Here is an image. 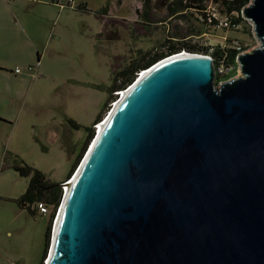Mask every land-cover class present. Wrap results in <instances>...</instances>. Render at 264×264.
<instances>
[{"label":"water","instance_id":"obj_1","mask_svg":"<svg viewBox=\"0 0 264 264\" xmlns=\"http://www.w3.org/2000/svg\"><path fill=\"white\" fill-rule=\"evenodd\" d=\"M242 15L260 44L237 55L240 75L215 84L211 57L181 50L123 90L45 264H264V0Z\"/></svg>","mask_w":264,"mask_h":264},{"label":"rangeland","instance_id":"obj_2","mask_svg":"<svg viewBox=\"0 0 264 264\" xmlns=\"http://www.w3.org/2000/svg\"><path fill=\"white\" fill-rule=\"evenodd\" d=\"M67 1L0 0V67L20 69L16 78L0 72V264H45L58 209L31 215L20 208L29 177L15 168L41 171L47 182L62 184L63 195L86 130L94 136L95 117L101 120L114 101L107 97L113 74L170 42L220 48L237 42L244 52L260 44L248 22L232 29L213 27L193 11L170 16L171 0ZM221 9L210 4L219 16Z\"/></svg>","mask_w":264,"mask_h":264},{"label":"trees","instance_id":"obj_3","mask_svg":"<svg viewBox=\"0 0 264 264\" xmlns=\"http://www.w3.org/2000/svg\"><path fill=\"white\" fill-rule=\"evenodd\" d=\"M208 0H171L166 5L167 13L170 16L173 15H184L188 11H193L198 16V19L205 20V8L206 2ZM214 2H218L220 7L223 10L222 12L232 18V21L237 22L240 20L239 11L242 7H244L248 0H213ZM143 3H149V0H143ZM81 10L86 11L84 6H79ZM233 13H238V17L233 16ZM181 50H186L191 53H198L202 55L210 56L212 59L213 66L216 67L219 63H223L224 65H228L232 67V70L225 76H216L220 77L221 81L228 80L235 75L236 70V58L240 53L237 49L234 48H220L218 46L214 47H200L195 44H189L187 42L174 43L170 42L162 45L161 51H146L139 55L137 58L132 59L129 63L124 65L118 72L113 74L111 79V85L109 86V90L107 92L108 98L116 99L117 94H112L113 92L121 91L127 88L137 77L138 73L153 64L154 62L172 55ZM243 50V49H242ZM38 62V60L36 61ZM107 109V108H106ZM102 115H97L95 117V121H100ZM88 132L86 137V142L82 148L81 153L77 156L75 163L67 173V178H69L80 159L82 152L84 151L88 142L92 139L93 129L88 128L86 130ZM15 170L21 175L25 177H29V181L27 187L20 198L17 200V204L20 208L25 209L31 215L35 214V211L30 208V204L34 202L41 201L46 205L52 207V215L53 212L58 208L59 201H61L62 191L59 185L56 183H49L45 179L43 173L33 167L23 165L20 167H16ZM51 215V217H52ZM49 224L45 229V241L43 248L44 257L46 253V247L49 239ZM41 264V263H40Z\"/></svg>","mask_w":264,"mask_h":264},{"label":"built area","instance_id":"obj_4","mask_svg":"<svg viewBox=\"0 0 264 264\" xmlns=\"http://www.w3.org/2000/svg\"><path fill=\"white\" fill-rule=\"evenodd\" d=\"M252 0H248L247 4L251 3ZM68 2H72V0H68L66 2V4ZM207 2H209L208 4H206V8H205V21L211 25V26H217V27H222V28H232V29H239L242 25V23H249L251 29L253 30V24L251 23L250 20L246 19L245 17H243L242 15V9L243 7L240 9L239 11V16H240V20L237 22L232 21V18L226 14H224L223 16H219L217 13L210 11V4H214L216 5V3L218 2H214L213 0H208ZM206 2V3H207ZM245 5V6H246ZM244 6V7H245ZM233 16L238 17V13H233ZM200 20H203L200 18ZM234 49H237L238 51L243 52L241 50V45L238 44L237 42H234ZM30 69V67H28ZM232 70L231 66H225L223 63H219L218 65H216V67H214V74L215 77L216 76H225L229 71ZM14 73H19L20 69L19 68H15V70L13 71ZM140 74V72L138 73V75ZM225 81V80H224ZM223 81H219V83H221ZM122 91H120L121 93ZM117 93V92H116ZM114 104V102L112 103V105ZM98 124H96L95 126H97ZM64 190V187H63ZM64 194V191H63ZM30 208L32 210H34L35 212H37L40 215H44V214H48L49 213V207L48 205H46L45 203L38 201V202H34L32 204H30Z\"/></svg>","mask_w":264,"mask_h":264},{"label":"bare ground","instance_id":"obj_5","mask_svg":"<svg viewBox=\"0 0 264 264\" xmlns=\"http://www.w3.org/2000/svg\"><path fill=\"white\" fill-rule=\"evenodd\" d=\"M186 52H188V51H185V50H184L183 55H184ZM129 89H131V88H129ZM129 89L126 90V91H123L124 89L121 90V91H123V92L119 93L118 96H117V98L113 101L114 104L111 105L112 109H114L115 107L118 106V104L123 100V98L129 93ZM106 115H107V114H105V116H104L103 118H105ZM103 118H102L99 122H97L98 125L95 126V131H96L97 135H99V134L101 133V131L103 130V128H104V126H105V124H106V122H107V118H106L105 120H103ZM88 154H89V152H88ZM88 154H87V155H88ZM69 178H70V177H69ZM69 178H68V180H69ZM74 179H75V177L72 178V179L69 180V181L67 180L68 182H65V183H64V185H63V186H64V190H63V191H64V197H65L66 194L68 193L69 188H70L71 184L73 183Z\"/></svg>","mask_w":264,"mask_h":264},{"label":"crops","instance_id":"obj_6","mask_svg":"<svg viewBox=\"0 0 264 264\" xmlns=\"http://www.w3.org/2000/svg\"><path fill=\"white\" fill-rule=\"evenodd\" d=\"M15 68H17V67H15ZM8 69L11 70V68H8ZM0 72H2L3 74H6L7 76L13 75V77L16 78L15 77L16 74L13 71L12 72H6V69L5 68L0 67Z\"/></svg>","mask_w":264,"mask_h":264},{"label":"clouds","instance_id":"obj_7","mask_svg":"<svg viewBox=\"0 0 264 264\" xmlns=\"http://www.w3.org/2000/svg\"><path fill=\"white\" fill-rule=\"evenodd\" d=\"M140 72H141V71H140ZM69 180H70V179H69ZM69 180H68V181H69Z\"/></svg>","mask_w":264,"mask_h":264}]
</instances>
